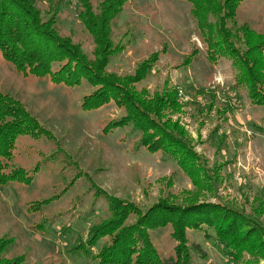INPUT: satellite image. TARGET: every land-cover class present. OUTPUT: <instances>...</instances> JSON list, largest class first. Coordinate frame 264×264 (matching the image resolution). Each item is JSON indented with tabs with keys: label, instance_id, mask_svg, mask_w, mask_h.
I'll return each mask as SVG.
<instances>
[{
	"label": "rangeland",
	"instance_id": "374dc122",
	"mask_svg": "<svg viewBox=\"0 0 264 264\" xmlns=\"http://www.w3.org/2000/svg\"><path fill=\"white\" fill-rule=\"evenodd\" d=\"M114 1L32 0L49 24L39 30L57 38L52 70L77 69L68 83L21 72L0 53V94L28 122L4 168L24 181L0 186L4 255L18 264H103L102 252L138 228L133 209L208 202L237 217L254 249L230 256L212 229L193 226L184 250L196 242L204 255L192 264H264V105L234 87L231 61L206 48L186 0H126L112 12ZM235 19L264 32V0H244ZM75 51L81 66L70 60ZM114 87L145 101L171 97L173 111L151 115L158 126H178L197 156L192 164L149 150L122 97L109 94ZM140 227L157 256L183 250L170 224Z\"/></svg>",
	"mask_w": 264,
	"mask_h": 264
},
{
	"label": "trees",
	"instance_id": "16d2710c",
	"mask_svg": "<svg viewBox=\"0 0 264 264\" xmlns=\"http://www.w3.org/2000/svg\"><path fill=\"white\" fill-rule=\"evenodd\" d=\"M125 1L115 0L106 8L115 12L114 9H118ZM186 1L191 7L206 48L218 52L221 57L231 61L234 87H245L252 104L264 105V32L256 31L245 23H237L236 10L244 0ZM213 18L214 20H210ZM44 25L49 24L39 21L32 0H0V53L7 62L21 72L25 71L35 77L46 76L50 77V80L68 83V79L74 75L73 70L77 69L76 67L68 68L61 72L52 70L58 60V49H52L50 44L56 47L57 43L55 46L54 43L57 38L49 40L41 33L39 29ZM70 60L77 62V66L83 64L77 51ZM91 68L86 66L89 72ZM107 90L115 99H118V96L122 97L128 108L126 120L144 132L142 141L149 150L161 151L172 157L181 168H186L187 164L191 165V158H197L176 124L171 129L163 125L158 126L152 116H159L163 110L173 111L177 106L171 97L153 96L145 101L138 94L132 93L131 98L126 91L117 90V87ZM116 92L118 95L115 94ZM99 104L94 103L93 107ZM0 122H3L0 126V186L3 187L15 181H24L21 171L11 166L13 170L6 173L4 168H7L6 165L11 160L15 137L26 129L28 122L22 107L1 94ZM149 130L153 133H149ZM120 206L128 205L120 204ZM158 209H160L159 212L149 211L145 215H141L138 209H133L131 212L140 218L138 228L142 224L144 227L170 224L173 238L184 250L186 229L193 226L203 229V226H206L215 232L216 245L224 246L228 254L230 251V256L241 252H253L254 246L247 229L241 227L242 225L236 221L237 217L229 219L228 213L221 214L222 209L217 204L200 202L181 208L159 207ZM242 223L244 224L243 221ZM138 228L136 226L128 229L131 231L128 237L121 235L120 247H116V243L114 245L113 242L105 251L108 254L105 255V252H102L101 263L129 264L128 259L136 253V259L139 260L137 264H192L196 256L204 255L201 246L192 242L184 250L186 253L183 256L182 250L175 257L169 255L161 258L157 256L145 232L141 233L144 230H141V227ZM115 239L117 240L118 236ZM5 246L0 240V264H18L15 259L4 255ZM148 257L149 259H144Z\"/></svg>",
	"mask_w": 264,
	"mask_h": 264
},
{
	"label": "built area",
	"instance_id": "2783aa9c",
	"mask_svg": "<svg viewBox=\"0 0 264 264\" xmlns=\"http://www.w3.org/2000/svg\"><path fill=\"white\" fill-rule=\"evenodd\" d=\"M234 95H235L234 93H229V96L231 97L230 98V102H233L234 101V99H233Z\"/></svg>",
	"mask_w": 264,
	"mask_h": 264
}]
</instances>
